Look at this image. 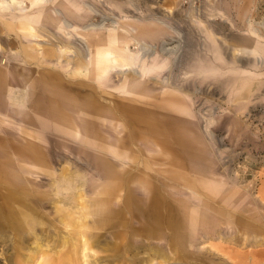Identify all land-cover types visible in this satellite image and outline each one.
I'll return each instance as SVG.
<instances>
[{
  "label": "rangeland",
  "instance_id": "obj_1",
  "mask_svg": "<svg viewBox=\"0 0 264 264\" xmlns=\"http://www.w3.org/2000/svg\"><path fill=\"white\" fill-rule=\"evenodd\" d=\"M0 264H264V0L0 7Z\"/></svg>",
  "mask_w": 264,
  "mask_h": 264
},
{
  "label": "bare ground",
  "instance_id": "obj_2",
  "mask_svg": "<svg viewBox=\"0 0 264 264\" xmlns=\"http://www.w3.org/2000/svg\"><path fill=\"white\" fill-rule=\"evenodd\" d=\"M62 4V3H61ZM10 7L11 9L18 8L21 11H28L30 9L39 8V0H0V7ZM56 13H63L65 15H71L72 9L66 5L62 4L53 9ZM53 11V12H54ZM34 16V14H32ZM38 15V14H37ZM35 14V17L37 16ZM72 16V15H71ZM31 13L27 14L26 18L30 19ZM65 25H71V22L67 19L62 20ZM99 24H85L83 25L82 31L79 36L84 39V43L86 48L84 51H81L80 58L76 60V72H84L87 73L96 79L97 82H104L106 80L108 73L111 69L115 68L118 71L124 72H135L136 74V64L134 63L133 59L136 58V54L130 55L129 52H126L127 49L125 46L122 48L111 49V48H96L95 50H90V44L87 38V33L85 30H88L91 27H95ZM84 29V31H83ZM35 34V32H34ZM141 47L146 48V45H142ZM59 53H62L68 49V46L64 45H57ZM161 48L165 51L169 49H173L172 46L162 45ZM153 50V49H152ZM80 51V50H78ZM173 50H170L172 52ZM175 51V50H174ZM168 52V53H170ZM145 52H142V55ZM140 65V63H139ZM162 65V63H158L157 67ZM7 73V72H6ZM139 82V81H138ZM86 243V241H85Z\"/></svg>",
  "mask_w": 264,
  "mask_h": 264
}]
</instances>
